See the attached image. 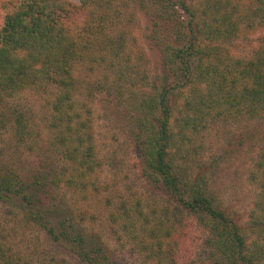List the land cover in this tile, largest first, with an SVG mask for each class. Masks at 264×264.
I'll return each mask as SVG.
<instances>
[{
	"label": "trees",
	"instance_id": "1",
	"mask_svg": "<svg viewBox=\"0 0 264 264\" xmlns=\"http://www.w3.org/2000/svg\"><path fill=\"white\" fill-rule=\"evenodd\" d=\"M79 1L80 8L70 0H11L6 5L0 29V135L10 130L18 145L30 144L25 115L5 104L22 93L54 87L60 90L53 104V126L59 129L54 145L73 171L63 179L52 164L43 163L22 176L2 165L0 203L17 209L45 233L53 248L81 263L117 264L60 193L63 186L86 189L97 170L92 121L72 101L79 68L89 62L95 66V50L103 48L112 53L110 70L117 82H95L93 89L115 90L122 104L123 91L132 83L123 80L129 65L115 64L128 33L122 31L118 39L108 36L122 21L116 0ZM149 1L157 9V22L168 28L163 37L165 78L154 94L133 93L121 111L134 127L144 176L168 202L163 218L151 227L146 258L155 264H180L178 236L184 220L190 219L206 233L204 264H264V35L256 38L249 56L234 54L232 45L245 31L264 28V0ZM213 121L250 124L235 145L248 140L259 145L251 175L259 193L246 224L211 191L213 165H186L182 148L192 145L194 136ZM120 214L123 228L130 231L135 215L126 206ZM0 264L29 263L0 239Z\"/></svg>",
	"mask_w": 264,
	"mask_h": 264
},
{
	"label": "rangeland",
	"instance_id": "2",
	"mask_svg": "<svg viewBox=\"0 0 264 264\" xmlns=\"http://www.w3.org/2000/svg\"><path fill=\"white\" fill-rule=\"evenodd\" d=\"M10 1L0 0V29ZM70 1L80 8L79 0ZM188 1L197 4L202 0ZM149 3V0H116L122 21L114 30L108 31V36L109 39H118L122 31L128 33L125 51L115 64L129 65L126 66L130 68L127 77L123 80L132 82L127 83L128 88L123 91L122 104L115 99V90L93 89L95 82H117V74L110 70L114 59L112 53L103 48L95 50V66L89 62L79 68V82L72 90L75 110L89 116L92 121L97 170L90 177L86 189L74 190L63 186L60 193L88 234L100 239L117 264H155L146 258L145 245L152 241L151 227L163 218L162 211L168 205L144 176L133 137L134 127L121 112L127 107L125 100L129 101L133 93H137L136 97L141 93L154 94L157 84L165 78L163 37L167 35L168 28L162 21L157 22V14L153 12L157 9L150 7ZM261 35H264V28L255 32L245 31L232 44L233 53L249 56L256 45L253 43ZM101 40L104 46L103 38ZM59 93L60 90L54 87L47 92L28 91L5 104L9 111L17 109L23 112L32 138L30 144L21 146L10 130H5L0 135V166L9 165L26 176L31 168L50 163L63 179L71 175L73 167L54 145L59 129L53 126V104ZM207 125L208 129L194 136L192 145L182 148L186 165L191 167L200 162L213 165L211 191L231 215L246 224L259 193L258 184L251 178L258 160L259 145L249 140L242 146L235 145L238 135L251 129L250 124L244 121H213ZM230 142L232 146L228 145ZM122 206L135 215L136 227L132 226L130 231L123 228V219H119ZM140 212L142 215L139 216ZM184 223L183 237L178 236L180 264H204L207 257L206 233L195 221L185 219ZM0 239L29 264H83L76 257L53 248L38 226L29 222L17 209L2 203Z\"/></svg>",
	"mask_w": 264,
	"mask_h": 264
}]
</instances>
